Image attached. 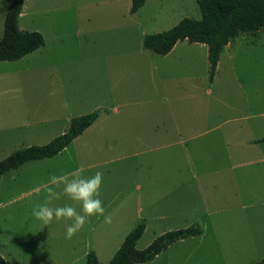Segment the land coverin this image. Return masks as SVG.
<instances>
[{"label":"rangeland","instance_id":"1","mask_svg":"<svg viewBox=\"0 0 264 264\" xmlns=\"http://www.w3.org/2000/svg\"><path fill=\"white\" fill-rule=\"evenodd\" d=\"M11 2L0 0V40ZM130 7L131 0H25L19 26L41 32L45 42L20 59L0 60V99L44 102L42 133L31 137L36 106L21 110L15 117L24 124L3 131L11 144L0 146V156L50 142L69 128V115L97 110L103 119L40 161L44 185L0 213V252L7 264H87V253L94 250L99 263L108 264L144 220L139 249L169 230L198 225L203 232L137 264H259L264 258V141H259L264 29L236 37L211 81L206 44L184 41L165 57L149 51L152 70L138 57L146 53L140 52L143 30L161 32L184 17L200 18L196 0H146L135 14ZM132 61L138 65L126 73ZM129 99L135 103H126ZM113 106L118 113L106 108ZM127 120L136 122L139 139L128 135ZM76 168L85 175L103 172L101 199L112 222L89 217L65 238L69 221L41 227L31 209L44 201L50 174ZM65 202L70 201L50 204Z\"/></svg>","mask_w":264,"mask_h":264},{"label":"trees","instance_id":"2","mask_svg":"<svg viewBox=\"0 0 264 264\" xmlns=\"http://www.w3.org/2000/svg\"><path fill=\"white\" fill-rule=\"evenodd\" d=\"M201 17H184L173 27L155 33H147L143 47L165 55L175 44L187 39L208 45L210 80L212 81L220 55L225 46L241 34H255L264 28V0H196ZM25 0H12L4 20V36L0 40V60H17L44 45L45 38L37 30H23L19 18ZM146 0H131L130 13H136ZM99 116L98 111L73 117L69 128L43 145H29L20 148L9 156L0 159V177L7 171L17 168L26 161L51 157L62 151L76 137L84 132ZM264 141V137L260 139ZM146 229L140 221L124 238L108 264H137L153 260L171 244L187 237L202 234L198 225H190L166 231L153 239L145 248L137 247L138 240ZM0 264H6L0 254ZM87 264H100L94 250L87 253ZM259 264H264L262 258Z\"/></svg>","mask_w":264,"mask_h":264},{"label":"crops","instance_id":"3","mask_svg":"<svg viewBox=\"0 0 264 264\" xmlns=\"http://www.w3.org/2000/svg\"><path fill=\"white\" fill-rule=\"evenodd\" d=\"M22 14H23V12H21L20 16ZM133 14H135V13H133ZM21 29H23V28H21ZM263 29L257 31L255 34H249V35H258ZM23 30H25V29H23ZM145 33H146V31L143 30L142 34H144V36H145ZM245 34H248V33H245ZM234 39H232L225 46L224 50L229 48L230 46H232ZM184 41H188V40L184 39V40L178 41L169 53L174 51V49H176L178 44L182 43ZM189 43L196 44V45H198V44H201V45L204 44L205 45V43H199V42H189ZM203 47H205V46H203ZM145 51L147 54L145 53ZM149 51L152 53H155L149 49L144 48V50H140L141 53H145L144 58L141 57L140 55H138V57L142 58V59L146 58L149 65H147L144 62V60H142V62L140 61V64L145 69L152 70L155 67L154 57L151 54H149ZM169 53L162 55V56L165 57ZM155 54H158V53H155ZM159 55H161V54H159ZM207 57H208V45H207ZM136 65H138V64L135 61L127 63L126 64V73L132 72L136 68L135 67ZM144 65L148 66V68H146ZM126 103H135V102L133 101V99H129L128 101H126ZM34 105L36 107L34 108V111L31 112L32 113L31 117H32L33 121L31 122L32 129L30 130L31 131V137L33 139L37 138L39 136V133H42L40 125L42 123V116H43V110L42 109L44 106V102L39 101L38 99H36L32 102H29L27 100L0 99V146L7 147L11 144L10 141L5 140L7 137L4 138V136H3L4 132L3 131H6L7 129L13 130V129L22 128L21 124H24V121H22L19 118L16 119L15 115H18L21 110H22V112L27 111L29 106H34ZM9 108H11V109H9ZM18 108L20 110H17ZM106 108L108 110L112 111L113 113L119 112V110L115 106H113L112 108L111 107H106ZM95 111H97V110H95ZM27 113H28V111H27ZM102 115H103V112L102 111L99 112L98 118L88 128H86L84 130V132L85 131H91L92 129H94L98 125V123L100 121H102L101 120V119H103ZM72 118L73 117H71L70 115L67 117V121L69 122V125H70V121ZM120 120H122V121H120ZM120 120L118 122H125L124 118L120 119ZM126 123H128L126 127L130 130V131H128L129 132L128 135L130 137H132L133 139H136V138L139 139L140 134L138 131H135V127H137L135 125L136 122L133 120L132 121L127 120ZM119 128L120 127L118 126L115 129H119ZM65 131H67V128L62 129L60 131V134L64 133ZM259 141H262V140H259ZM51 157H53V156H51ZM3 158L4 157L0 156V159H3ZM46 158H50V157H46ZM46 158L32 159V160L26 161L25 163H23L19 167L13 168V169L7 171L6 173H4L0 177V195H1L0 196V213H2V211L6 212V210L10 204H12L13 202H15L17 200H21L24 197H27L28 195L34 193L35 191H37L38 189H40L44 185V184L40 185L42 182L41 180L43 178V175H42V173H39V168L42 166V162H40V161H42V159H46ZM41 171H43V170L41 169ZM35 201L37 202V198L35 199ZM0 254L5 258V255L3 253L0 252ZM5 261H6V258H5ZM6 264H7V262H6Z\"/></svg>","mask_w":264,"mask_h":264},{"label":"clouds","instance_id":"4","mask_svg":"<svg viewBox=\"0 0 264 264\" xmlns=\"http://www.w3.org/2000/svg\"><path fill=\"white\" fill-rule=\"evenodd\" d=\"M103 172L97 169L91 175L83 174L82 168L73 169L71 172L57 176L50 174L47 195L43 202L35 204L31 209V215L41 223V227L48 226L55 221H69L65 225V238H70L79 231L89 217L102 216L105 224L112 222V217L106 214L101 199V182ZM55 186V187H53ZM59 188V191H57ZM63 198L65 203L51 206L53 200ZM79 205L77 210L76 205Z\"/></svg>","mask_w":264,"mask_h":264}]
</instances>
